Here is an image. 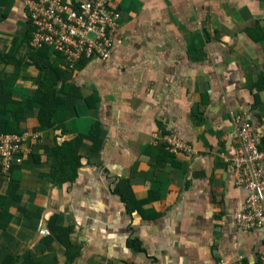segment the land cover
<instances>
[{"label": "crops", "instance_id": "1", "mask_svg": "<svg viewBox=\"0 0 264 264\" xmlns=\"http://www.w3.org/2000/svg\"><path fill=\"white\" fill-rule=\"evenodd\" d=\"M26 1L0 0V124L22 112L17 127L40 136L27 145L37 158L0 169V264H257L264 231L237 228L247 192L227 160L232 114L264 149V0H110L121 18L109 60L66 69L49 50L82 96L54 112L56 129L40 128L28 104L43 73L25 40ZM95 123L102 148L84 140L77 178L54 186L50 152ZM167 135L190 153L170 152ZM52 222L72 228V260Z\"/></svg>", "mask_w": 264, "mask_h": 264}, {"label": "built area", "instance_id": "2", "mask_svg": "<svg viewBox=\"0 0 264 264\" xmlns=\"http://www.w3.org/2000/svg\"><path fill=\"white\" fill-rule=\"evenodd\" d=\"M32 26L30 44L33 48L47 45L62 55L69 68L82 60H109L113 56L116 31L121 12L110 0H27ZM236 123L237 146L228 157L234 171L235 186L247 192L242 210L236 213L237 228L264 231V149L262 133L243 117L232 114ZM37 132L0 134V169L8 172L13 165L24 162L30 153V139ZM172 153L189 152L191 148L175 135L165 136ZM215 264H228L219 261ZM232 264H247L237 260ZM257 264H264V253Z\"/></svg>", "mask_w": 264, "mask_h": 264}, {"label": "trees", "instance_id": "3", "mask_svg": "<svg viewBox=\"0 0 264 264\" xmlns=\"http://www.w3.org/2000/svg\"><path fill=\"white\" fill-rule=\"evenodd\" d=\"M32 29V26L30 27ZM30 32L29 36L25 38L28 43V47L30 50V57L35 65V67L43 73V79L40 84V88L36 92V96L29 101L30 106H37V120L40 128H59L61 125L57 124L54 119V112L63 106L66 103L67 99H76L82 97L81 94L77 93V87L73 83H65L62 79L63 70L60 69L59 63H52L49 60V50L51 47L47 45H41L37 48H33L30 44ZM57 57H62V55L56 51ZM6 59V57H4ZM0 60H3V57L0 56ZM89 61L82 60L81 63L76 65H84ZM65 65V64H64ZM66 69H70L68 65H65ZM61 84V85H60ZM70 89L73 91L70 92ZM76 94H73V93ZM96 94L90 95L87 100L91 97L93 98ZM24 111V110H23ZM17 113V112H16ZM18 117L15 116L14 123L8 121H1L0 124V134H22L24 131L20 130L17 125H19V119L22 117V112H19ZM15 126V128H11V126ZM84 140H90L94 147L92 150L98 151L102 148L103 145V137H102V128L100 123H95L92 125L90 131L83 135L79 134L74 139L69 141H64L61 144H57L53 150L50 152V155L54 157V163L51 167V172L48 178L52 182L54 186H62L68 183H72L75 181L78 175V170L81 167V159L79 151L83 146ZM34 153H30V157L33 156L37 158V155H33ZM18 165H13V167L8 171L9 173L13 170V168ZM118 193H121L118 190ZM122 195V194H121ZM127 205L130 206L134 204L133 198H125ZM53 228L54 234L56 235V239L65 247L66 255L68 260H72L71 254L73 253V257L76 256L78 251H75V247L69 240V235L72 231V228H55L53 226V222L51 224ZM133 247L140 248L135 240L131 242ZM16 260L13 258H7L3 261V264H15Z\"/></svg>", "mask_w": 264, "mask_h": 264}, {"label": "clouds", "instance_id": "4", "mask_svg": "<svg viewBox=\"0 0 264 264\" xmlns=\"http://www.w3.org/2000/svg\"><path fill=\"white\" fill-rule=\"evenodd\" d=\"M31 151V150H30Z\"/></svg>", "mask_w": 264, "mask_h": 264}]
</instances>
